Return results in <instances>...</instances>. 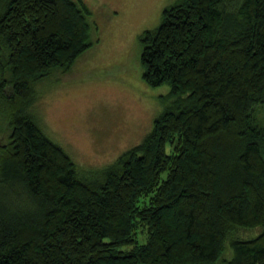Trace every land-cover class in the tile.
I'll list each match as a JSON object with an SVG mask.
<instances>
[{"label": "trees", "instance_id": "trees-1", "mask_svg": "<svg viewBox=\"0 0 264 264\" xmlns=\"http://www.w3.org/2000/svg\"><path fill=\"white\" fill-rule=\"evenodd\" d=\"M88 11L0 0V264H264V0L163 8L140 60L168 99L98 167L34 106V83L90 45Z\"/></svg>", "mask_w": 264, "mask_h": 264}, {"label": "rangeland", "instance_id": "rangeland-1", "mask_svg": "<svg viewBox=\"0 0 264 264\" xmlns=\"http://www.w3.org/2000/svg\"><path fill=\"white\" fill-rule=\"evenodd\" d=\"M82 1L91 43L68 69L34 83V106L43 130L78 165L98 167L139 142L165 106L169 84L142 77L139 35L177 0ZM4 126L2 119L0 139Z\"/></svg>", "mask_w": 264, "mask_h": 264}]
</instances>
